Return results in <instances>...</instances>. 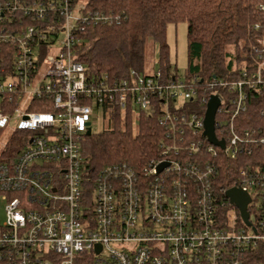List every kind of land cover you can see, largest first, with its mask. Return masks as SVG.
I'll list each match as a JSON object with an SVG mask.
<instances>
[{"label":"built area","instance_id":"obj_1","mask_svg":"<svg viewBox=\"0 0 264 264\" xmlns=\"http://www.w3.org/2000/svg\"><path fill=\"white\" fill-rule=\"evenodd\" d=\"M80 2L0 0V264H264V18L234 78H118L76 59L86 28L116 18ZM212 96L223 147L203 134ZM99 111L154 119L156 155L93 175ZM229 189L249 196V225Z\"/></svg>","mask_w":264,"mask_h":264},{"label":"trees","instance_id":"obj_2","mask_svg":"<svg viewBox=\"0 0 264 264\" xmlns=\"http://www.w3.org/2000/svg\"><path fill=\"white\" fill-rule=\"evenodd\" d=\"M260 5L264 6V0H86L85 10L116 18L110 24L86 28L75 47L76 59L94 75L123 78L132 69L141 73L145 49L153 41L159 46L163 78L178 77L167 59L165 29L169 23L185 22V78L212 74L234 78L233 67L238 71L242 61L252 60L250 48L261 38V31L253 29L264 18L258 11ZM229 47L235 52L228 51ZM256 122L261 124V120ZM160 136L154 119L140 116L134 128L130 118L122 120L114 114L107 128L84 140L88 168L93 175L112 163H128L139 169L156 155ZM221 184L228 185V179L223 177Z\"/></svg>","mask_w":264,"mask_h":264},{"label":"rangeland","instance_id":"obj_3","mask_svg":"<svg viewBox=\"0 0 264 264\" xmlns=\"http://www.w3.org/2000/svg\"><path fill=\"white\" fill-rule=\"evenodd\" d=\"M86 0H81L80 4L85 3ZM63 40V34L59 35V39L55 43V47H59ZM165 44L167 46V59L172 67V70L177 71L180 79H184L187 73V27L185 22L169 23L165 29ZM228 51L234 53V48L229 47ZM244 56V55H241ZM159 46L153 41H149L145 49L144 65L141 74H151L158 70L160 65ZM178 105V104H177ZM96 121L92 124V134H97L103 129L107 128L108 120L104 119L101 111L95 113ZM137 123L133 124V127ZM134 132H136L134 130ZM0 143V151H1ZM5 220L4 203L0 199V225Z\"/></svg>","mask_w":264,"mask_h":264},{"label":"water","instance_id":"obj_4","mask_svg":"<svg viewBox=\"0 0 264 264\" xmlns=\"http://www.w3.org/2000/svg\"><path fill=\"white\" fill-rule=\"evenodd\" d=\"M218 100L215 96H212L208 105L207 110L204 117V136L208 139L209 142H211L214 145H219L220 147H223L222 141H217L214 135V116L215 111L218 107ZM90 129H87L86 135H90ZM161 169V167H160ZM226 196L230 199L232 203H234L239 212L240 215L245 222L246 225H249L248 222V214L246 212V206L249 203V196L247 193H244L242 191H239L237 189H229L226 192Z\"/></svg>","mask_w":264,"mask_h":264}]
</instances>
